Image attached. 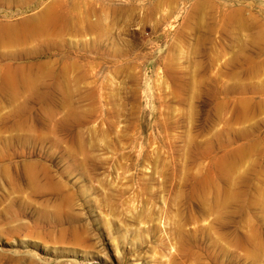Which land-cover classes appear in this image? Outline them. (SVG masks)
I'll return each instance as SVG.
<instances>
[{"label":"rangeland","instance_id":"374dc122","mask_svg":"<svg viewBox=\"0 0 264 264\" xmlns=\"http://www.w3.org/2000/svg\"><path fill=\"white\" fill-rule=\"evenodd\" d=\"M0 264H264V0H0Z\"/></svg>","mask_w":264,"mask_h":264}]
</instances>
